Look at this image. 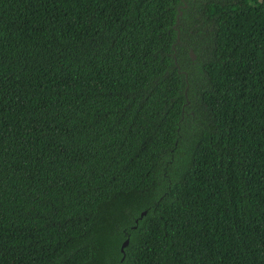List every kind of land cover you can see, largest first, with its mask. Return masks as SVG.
Segmentation results:
<instances>
[{
  "label": "trees",
  "instance_id": "obj_1",
  "mask_svg": "<svg viewBox=\"0 0 264 264\" xmlns=\"http://www.w3.org/2000/svg\"><path fill=\"white\" fill-rule=\"evenodd\" d=\"M0 264H264V0H0Z\"/></svg>",
  "mask_w": 264,
  "mask_h": 264
},
{
  "label": "water",
  "instance_id": "obj_2",
  "mask_svg": "<svg viewBox=\"0 0 264 264\" xmlns=\"http://www.w3.org/2000/svg\"><path fill=\"white\" fill-rule=\"evenodd\" d=\"M180 14H181V13H180ZM190 54H191V57H192L193 59L196 58V54L193 52V50L190 51ZM146 213H147L146 210L143 211L142 214H141V216H143V215L146 214ZM128 243H129V238L126 239V240L123 242V244H122V251H124V248L128 245Z\"/></svg>",
  "mask_w": 264,
  "mask_h": 264
}]
</instances>
